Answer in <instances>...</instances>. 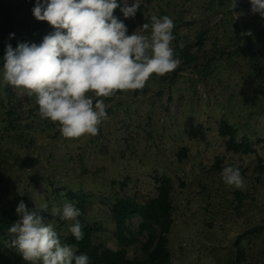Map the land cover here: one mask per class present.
Returning <instances> with one entry per match:
<instances>
[{
    "label": "rangeland",
    "instance_id": "374dc122",
    "mask_svg": "<svg viewBox=\"0 0 264 264\" xmlns=\"http://www.w3.org/2000/svg\"><path fill=\"white\" fill-rule=\"evenodd\" d=\"M3 1L18 8L20 18L36 4ZM139 2L134 17L121 12L127 34L148 35L141 26L151 24L153 15L170 17L180 63L163 76L152 74L142 89L107 99L89 93L93 104L104 99L106 105L107 118L95 136L64 138L58 122L38 115L34 96L3 80L0 67V217L18 220V204L30 203L70 245L73 222L51 213L66 201L78 208L76 198L84 197L87 222L98 229L94 244L145 260L146 236L137 245H121L112 206L119 196L147 203L158 195L156 177L168 176L174 184L171 264H236L239 250L242 264H264V81L256 78L247 52L238 51L254 46L264 72V18L251 12L250 0ZM31 22H37L33 13ZM53 31L49 26L44 34ZM249 31L251 36L243 35ZM223 122L239 143L249 140L251 153L228 151ZM229 166L239 170L242 188L224 183L222 170ZM141 221L133 217L128 227L137 232ZM5 246L0 235V249Z\"/></svg>",
    "mask_w": 264,
    "mask_h": 264
},
{
    "label": "clouds",
    "instance_id": "9594fccd",
    "mask_svg": "<svg viewBox=\"0 0 264 264\" xmlns=\"http://www.w3.org/2000/svg\"><path fill=\"white\" fill-rule=\"evenodd\" d=\"M250 4L251 12L264 18V0H250ZM118 7L117 0H36L33 16L54 31L40 44L6 45L3 80L34 96L38 115L58 122L66 139L97 135L98 125L107 118L104 99L93 104L89 93L107 98L117 91L142 89L152 74L163 76L180 63L171 46L175 37L170 17L153 15L151 24L141 26L148 35H128L126 25L113 15ZM139 7V0H134L120 11L127 19ZM222 179L236 188L244 186L239 170L231 166L223 168ZM16 213L19 219L8 228L11 239L6 243L25 262L90 264L86 254L77 255L73 246L62 243L53 226L24 202L18 204ZM51 214L73 222L69 232L76 241L83 239L81 212L74 204L66 201Z\"/></svg>",
    "mask_w": 264,
    "mask_h": 264
},
{
    "label": "trees",
    "instance_id": "16d2710c",
    "mask_svg": "<svg viewBox=\"0 0 264 264\" xmlns=\"http://www.w3.org/2000/svg\"><path fill=\"white\" fill-rule=\"evenodd\" d=\"M223 4V0H221ZM120 6V0H117ZM121 7L114 10L113 15L120 19ZM32 6H29L22 18L17 14L18 8L12 3H6L0 0V67L4 64L5 48L7 44H11L15 48L18 42H29L33 37H39V40L48 34L44 31L50 25L46 21H38L35 24L31 22ZM14 33V37L10 39V34ZM174 41L177 42V33L173 29ZM206 33L200 34L201 45ZM40 44V43H37ZM238 51H246L251 58L253 71L256 78L264 81V72L260 68V55L255 47L248 44L246 49ZM183 57L187 64H191L192 60L188 53H183ZM107 99V98H106ZM220 135L228 138L227 149L234 153H251V143L244 140L239 143L236 131L227 123L223 122L220 126ZM260 164L262 160L259 159ZM158 184V195L149 200L147 203H141L135 198L128 196H119L112 206L115 223L117 226L116 237L121 245L133 246L140 243L139 236H146L147 242L142 244V248L147 255L145 260L129 259L125 250L111 251L101 250L93 242V234L98 229L88 224L87 214L85 210V198L77 197L78 209L81 215L78 220L83 225V239L76 241L72 236L70 245L77 249L76 254H86L89 257L90 264H171L172 252L169 247V235L173 228V202L172 194L174 192L173 180L168 176L156 177ZM29 210H33L30 203H27ZM139 216L142 221L137 232L132 231L128 227V221ZM17 220H9L5 216L0 217V235L5 243L11 239L8 235V228ZM252 232H249L251 234ZM243 236L237 240V246L241 242ZM25 261L15 249L7 247L0 249V264H23ZM236 264H242L241 252H238V261Z\"/></svg>",
    "mask_w": 264,
    "mask_h": 264
}]
</instances>
